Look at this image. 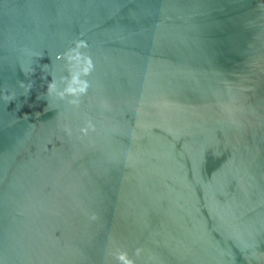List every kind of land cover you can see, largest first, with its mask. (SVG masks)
I'll return each instance as SVG.
<instances>
[{
  "label": "water",
  "instance_id": "water-1",
  "mask_svg": "<svg viewBox=\"0 0 264 264\" xmlns=\"http://www.w3.org/2000/svg\"><path fill=\"white\" fill-rule=\"evenodd\" d=\"M0 264H264V0H0Z\"/></svg>",
  "mask_w": 264,
  "mask_h": 264
}]
</instances>
